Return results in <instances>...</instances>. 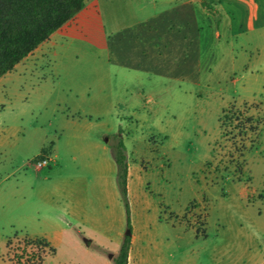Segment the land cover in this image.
Segmentation results:
<instances>
[{"label":"rangeland","instance_id":"1","mask_svg":"<svg viewBox=\"0 0 264 264\" xmlns=\"http://www.w3.org/2000/svg\"><path fill=\"white\" fill-rule=\"evenodd\" d=\"M89 1L91 14L72 37L45 54L35 49L0 78V264H13L6 240L25 234L44 236L55 249L53 255L45 249L33 264H113L129 230L109 143L117 133L131 165L130 237L142 238L144 264H264V101L249 102L251 86L231 79L232 69L241 73L244 53L231 63L221 38L223 53L215 54L199 84L192 63L183 72L171 68L173 75L156 76L143 51L155 37L168 46L174 34L172 48H178L177 26L187 28L184 45L195 49L192 7L169 12L170 23L163 13L156 24L126 26L133 11L149 16L151 0ZM201 7L218 13L208 1ZM237 7L235 15L242 10ZM151 26L159 31L152 33ZM187 72L189 80L181 79ZM96 108L103 109L98 119ZM95 122L108 132L95 131ZM82 127H90L86 148L92 139L108 140L101 178L87 157L73 160L65 145ZM53 140L57 164L41 153ZM42 157L51 161L37 169ZM66 179L82 190L86 223L67 217L61 198L50 199L62 193Z\"/></svg>","mask_w":264,"mask_h":264},{"label":"crops","instance_id":"2","mask_svg":"<svg viewBox=\"0 0 264 264\" xmlns=\"http://www.w3.org/2000/svg\"><path fill=\"white\" fill-rule=\"evenodd\" d=\"M204 1H208L213 6L217 7L218 13H204V9H201L203 0H151V12L149 16H136V12L133 11L131 16L134 18L133 20L128 22L126 26H129L130 24H141L145 22L156 24V22L154 21L158 17H160V14L163 13H166L165 21L170 23V18L172 17H168L169 12H174L176 8L181 6H191L192 9L196 12L195 19L193 18V22L196 23L194 30L197 39L196 48L188 49L187 46L184 45L185 40L191 35L189 34L186 27L177 26L176 35H179V38H181L180 46H177L178 48H172L173 45L177 44L175 34L172 36L174 37V40L171 41V44L164 47L158 44V42H162V38L160 36V38L155 37L154 40H150L148 46L145 48L146 51H143V53L147 52L148 60L150 61L149 68L151 67V70L156 76L159 75L164 77L166 75H173L171 68L173 70L176 68L179 69L181 67V70L183 72V69H189L187 68L189 67L187 65H189V63H192V70H196V77L194 76V78L192 79L194 83L199 84L201 81V73H204V71L208 69L211 64H213L215 54L218 55L219 53H223L221 52V45L217 46V44L220 42V39L222 38L226 43V45H223V49L225 53L228 54V59L231 63L236 64V61L238 60V54H240V52L244 53L242 65L238 69V71L241 73L237 74V70L232 69L231 79L236 78V80L239 81V83L243 86H251L249 88V102L264 101V88H262L261 90H259V88H256L259 86L264 87V0ZM89 2V0H84V7L72 19L55 30L50 35V37L46 41L42 42L36 49H42V54H45V52L51 49L58 40L72 37L74 31H76V27L82 26L85 19L88 18L91 14V11L88 7ZM224 6H229L230 9L222 10L221 7L224 8ZM234 6H238L237 8H242L240 14L235 15L231 12L233 11L232 7ZM149 29V31H152V33H157L159 31L157 26H151L149 27ZM168 29L169 32H172L169 27ZM164 55H166V58H164ZM164 61H166V63ZM163 69L167 71V73L162 72L161 70ZM180 78L189 80L188 72L184 74L181 73ZM96 111L97 112L95 114V117L98 119L99 115L103 114V109L96 108ZM91 126H94L95 131L100 128L102 131V135L108 132L107 127H105V132H103V122H95V124L90 125V127ZM90 127H88V129H85L83 127L82 129L77 128L74 134L66 137L65 145L73 152V160H76L77 154L87 157V166L95 172V178H101L107 170L109 163L108 140L105 139L104 142L102 139H92L89 141L88 147L86 148L82 144V141L86 137L85 133H88L89 135ZM82 130L84 131L82 132ZM164 139H166V137H164ZM123 141L125 144L124 138ZM50 145L51 147L50 150H48L47 156L51 157V159H53L57 164V144L53 140L51 141ZM156 150H158V154H162L160 152L159 145L156 146ZM130 167L131 165L130 163H128V175L130 172ZM68 180L66 179L62 183V193H60L56 198H54L53 195H50V199L55 200L57 198H61L63 200L61 207H63L66 216L74 217L80 223H86L89 218L86 212L85 218L82 217L83 211H85L82 208L84 206V198L81 195L82 190L77 186H72L73 184H71ZM127 186H129V180ZM64 221L65 224H69V226L72 225L70 219L66 218L65 215ZM139 242H142V238H133L131 240L127 264H144V262L147 261V257L144 254L145 244L141 243L140 245Z\"/></svg>","mask_w":264,"mask_h":264},{"label":"trees","instance_id":"3","mask_svg":"<svg viewBox=\"0 0 264 264\" xmlns=\"http://www.w3.org/2000/svg\"><path fill=\"white\" fill-rule=\"evenodd\" d=\"M83 7L84 0H0V78L12 71L21 60ZM224 112L226 109L222 110V113ZM246 121L249 124L251 118L247 117ZM109 143L124 202L126 226L130 231L131 212L127 197L128 154L120 133L114 134ZM41 153L47 154L48 149L42 148ZM241 193L249 196L245 188ZM198 233L205 236V229ZM130 240V234H125L117 255L112 259L113 264L128 263ZM5 249L10 256L9 261L13 264L40 262L45 257V249L49 255L55 253L46 238L26 234L8 238Z\"/></svg>","mask_w":264,"mask_h":264},{"label":"built area","instance_id":"4","mask_svg":"<svg viewBox=\"0 0 264 264\" xmlns=\"http://www.w3.org/2000/svg\"><path fill=\"white\" fill-rule=\"evenodd\" d=\"M50 161H51L50 158L42 157V158L36 159L34 164H35L36 168L40 169L41 167H45V166L49 165Z\"/></svg>","mask_w":264,"mask_h":264},{"label":"water","instance_id":"5","mask_svg":"<svg viewBox=\"0 0 264 264\" xmlns=\"http://www.w3.org/2000/svg\"><path fill=\"white\" fill-rule=\"evenodd\" d=\"M126 234H130V231L128 230V231L126 232Z\"/></svg>","mask_w":264,"mask_h":264}]
</instances>
